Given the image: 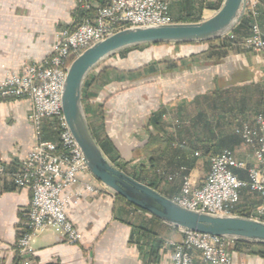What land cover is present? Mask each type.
<instances>
[{
	"label": "crops",
	"instance_id": "obj_1",
	"mask_svg": "<svg viewBox=\"0 0 264 264\" xmlns=\"http://www.w3.org/2000/svg\"><path fill=\"white\" fill-rule=\"evenodd\" d=\"M91 2L103 6L111 0ZM173 12L171 7L174 22ZM81 13L77 0H0V82L8 73L20 71L25 61L46 60L53 53L58 33L75 26ZM260 21L264 26L262 8ZM232 50L215 62L206 58L208 48L201 43L147 45L132 49L123 59L113 56L105 60L89 75L83 92L92 129L113 143L122 162L140 166L166 196L180 194L186 175L195 187L201 186L210 171L209 157L195 156L189 148H174L166 137L173 134L178 140L176 126L189 123L199 109H207L196 100L206 102L205 97L214 91L238 88V93L246 94L239 97L248 101L241 106L246 110L242 116L256 107L264 111L260 98L264 93V53L245 49L241 41ZM162 106L172 113L155 128L150 117ZM31 109L28 98L0 103V162L11 172L18 169L34 144L28 119ZM227 132L222 129L221 135ZM211 133L206 132L209 137ZM172 145L177 146V141ZM232 152L248 167L256 163L252 146L240 144ZM78 179L65 194L86 182L100 185L88 172L80 173ZM31 197L30 190L0 180V264H172V249L166 242H179L183 236L179 229L109 189L99 193L84 190L66 208L83 240L70 244L61 231L50 228L31 238L29 256H18L23 213ZM238 205L254 211L264 206V197L243 188ZM227 248L232 264H264L262 246L230 242ZM194 264H206L199 252H195Z\"/></svg>",
	"mask_w": 264,
	"mask_h": 264
},
{
	"label": "built area",
	"instance_id": "obj_2",
	"mask_svg": "<svg viewBox=\"0 0 264 264\" xmlns=\"http://www.w3.org/2000/svg\"><path fill=\"white\" fill-rule=\"evenodd\" d=\"M77 2L85 14L75 26L65 27L58 33L53 53L42 62L25 61L20 71L8 73L0 82V103L21 98L32 102L28 115L33 127L31 151L14 172L0 162V180L8 179L16 188L28 189L32 194L17 241L21 256L31 254L29 244L35 234L50 228L61 231L68 243H80L83 233L66 212L69 202L73 197L80 198L84 190L99 193L109 189L101 182L99 186L86 182L82 188L65 194L79 181L80 173H91L63 113L62 91L71 63L87 48L123 28L173 22L172 0H111L103 6H95L91 0ZM261 7L264 1L246 0L245 14L251 15L252 23L241 45L264 53ZM224 37L234 39L231 32ZM47 131L52 138L45 137ZM236 132L245 144L255 148L256 163L248 167L225 148L209 157L210 171L201 186L195 187L189 176L183 177L181 192L173 198L176 202L200 211L232 214L241 189L264 197V114L258 113L253 123L240 125ZM195 156L200 153L195 152ZM235 170H246V178L239 177ZM250 217L264 220V206L255 209ZM180 231L183 236L179 242H166L172 249V264H194L195 252L200 253L206 264H232L227 246L233 240L209 233Z\"/></svg>",
	"mask_w": 264,
	"mask_h": 264
},
{
	"label": "water",
	"instance_id": "obj_3",
	"mask_svg": "<svg viewBox=\"0 0 264 264\" xmlns=\"http://www.w3.org/2000/svg\"><path fill=\"white\" fill-rule=\"evenodd\" d=\"M245 11L246 0H223L212 16L201 21L131 26L117 31L87 48L71 63L62 91V107L91 174L127 202L179 230L264 244V220L188 208L115 166L93 136L83 102V86L90 72L118 52L143 45L216 40L230 33Z\"/></svg>",
	"mask_w": 264,
	"mask_h": 264
},
{
	"label": "trees",
	"instance_id": "obj_4",
	"mask_svg": "<svg viewBox=\"0 0 264 264\" xmlns=\"http://www.w3.org/2000/svg\"><path fill=\"white\" fill-rule=\"evenodd\" d=\"M261 1H264V0H261ZM222 2L223 0H218L213 6H210V9L213 11H217L221 7ZM261 8L264 10V7H261ZM79 9L81 8L79 7ZM84 14H85V11L82 10V13L80 16L82 17ZM199 20L200 19H190L189 17H187V18H182L180 20H175L174 22H197ZM251 23H252L251 15L245 14L242 20L240 21V23L231 31L232 34L234 35V39H228L225 37L216 39V40L221 39L222 44L216 47L210 44V47L207 51L209 53L208 58L215 60V62H219L224 57H226L230 51L229 49L232 50V48L238 45L242 39H244L245 37L249 35ZM216 40L205 41V43H211L212 41H216ZM193 43H203V42H193ZM177 44H181V43H177ZM188 44H191V43H188ZM143 46H147V45H143ZM139 47H142V46L124 49L118 52L117 55H120L121 57L125 58L129 51H131L132 49H137ZM86 82L87 80H85L84 82L83 92H84V87L86 85ZM237 94H238V88H234L233 90L214 91L208 96H206L205 98H207V101L205 105L207 109L206 108L199 109V111H197L194 114L193 119L189 120V123L184 124V125L180 124L176 126L178 140L176 138L175 139L173 138V134H170L168 138L166 137L167 142H169L171 146L174 148H178V149L189 148L192 151H194V153L199 152L200 156H205V157H210L213 154H217L225 148H228L232 151L235 148V146H237L240 143V141H242L241 136L236 132L238 128V126H236L235 124L236 123L235 120L237 118L236 111H239V113L243 115L246 110L244 108H241V106H243L244 104H248V101H246L243 97L239 98ZM199 100L200 99L196 100L197 104L199 105L204 104L202 102H199ZM83 102H84V97H83ZM169 113H172V112L168 108H165L164 106L160 107L159 110L152 113L150 117V124L155 125L154 126L155 128L162 126L163 118L166 117ZM199 129H201V131L203 132L201 133L198 132ZM222 129H227L228 132L225 133L224 135H221ZM91 130H92L93 136L98 142L103 153L105 154V156H107V158L115 166L122 169L124 172L131 175L138 181L143 182L151 186L152 188L158 190L162 194H164L160 190L158 184L145 180V179H141L137 175L131 174L130 172L128 173L127 169L124 167L126 163L118 162L120 160V157L118 156V152L115 146L113 145V143L107 140L106 138L99 137L95 133V131L92 129V127H91ZM206 132H210V133L212 132L211 136L209 137L206 134ZM216 132H218L219 135H217ZM45 137L52 138V135L49 131H47L45 134ZM173 140L177 141V146L172 145ZM186 168L188 169V166ZM235 171L239 175V177L241 178L246 177V174H247L246 170H235ZM185 173L188 174V170L185 171ZM13 187L15 186L13 185ZM111 190L115 192L113 189ZM117 196L122 198L118 194ZM142 211L150 214L149 212L145 210H142ZM252 212L253 210L241 209L238 204L232 210V214L241 215L245 217H250L252 215ZM154 218L156 217L154 216ZM234 243L235 244L245 243V244H250V245L253 244V243L241 242V241H234ZM256 245L263 247V251H260V254L264 255V244H256ZM17 254L18 256H20L19 252H17Z\"/></svg>",
	"mask_w": 264,
	"mask_h": 264
},
{
	"label": "rangeland",
	"instance_id": "obj_5",
	"mask_svg": "<svg viewBox=\"0 0 264 264\" xmlns=\"http://www.w3.org/2000/svg\"><path fill=\"white\" fill-rule=\"evenodd\" d=\"M217 1L218 0H172L170 8L172 7V11L175 12V14H174V12L172 13V17L174 18V20H180L182 18L189 17L190 19H200L199 21H201L203 19H206V18L212 16L216 12V11L211 10L210 6H213ZM210 44H212V46H214V47L220 46L222 44V40L220 39V40L212 41L211 43H205V42L201 43L202 46H205L208 49L210 47ZM229 50H230L229 53L234 52V50H231V49H229ZM208 55H209V53H207L206 58L208 57ZM117 56L119 58L123 59V57H121L120 55H117ZM219 62H221V61H219ZM160 63L161 62H159V64ZM168 64H171V63H168ZM155 65H158V62H155ZM155 68H157V67H155ZM92 72H90V74H92ZM88 77H87V79H88ZM237 95L240 97V96H245L246 94L244 95L242 93H238ZM260 98L262 99L263 104H264V93H262V95H260ZM250 102L253 104L254 103L256 104V100L255 101L251 100ZM203 103L205 105L206 102L204 101ZM256 109H257V107H256ZM256 109H253L254 110L253 112L248 111L246 117L242 116V114H240L239 111H236V113H237V118L235 120L236 126L239 127V125H242L244 123H253L254 118L258 113L264 114L263 109L262 110H259V109L256 110ZM190 112L194 113L193 108L190 109ZM184 115H186V114H184ZM87 118H88V116H87ZM179 118H181V117H179ZM240 144H244V143L242 141H240V143L238 145H240ZM118 162H122V161L119 160ZM130 164L126 163L124 166L127 169L128 173L130 172L131 174L137 175L141 179H145V180L150 181L148 179L147 174L141 169L140 166H133Z\"/></svg>",
	"mask_w": 264,
	"mask_h": 264
}]
</instances>
